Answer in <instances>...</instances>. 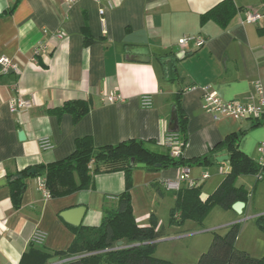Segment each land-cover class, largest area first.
I'll return each mask as SVG.
<instances>
[{
  "label": "crops",
  "instance_id": "1",
  "mask_svg": "<svg viewBox=\"0 0 264 264\" xmlns=\"http://www.w3.org/2000/svg\"><path fill=\"white\" fill-rule=\"evenodd\" d=\"M221 1L19 0L8 12L14 0H0V58L18 65L17 71L0 72V181L5 182L0 185V264H18L30 243L65 251L74 235L60 213L84 206L80 225L97 226L104 205L125 187L122 171L99 173L92 190L46 198L38 191L40 177L28 178L21 205L14 209L8 175L67 158L75 140L84 136H90L96 147L138 139L152 151H165L175 111L173 97L179 88L186 116L187 141L181 153L185 159L205 155L226 136L239 134V149L261 161L258 146L264 141V125H255L251 119H214L202 109L207 87L223 101L243 104L255 102L259 89L264 90V0H232L239 10L225 28L213 21L202 24L200 16ZM247 11L261 18L246 23ZM84 28L91 37L88 45L84 44ZM196 35L205 39L202 47L178 45L182 37ZM139 50L148 60H139L145 59L136 54ZM169 63L173 81L167 80ZM108 92L123 100L102 101V94ZM143 96L150 97V106H142ZM17 97L32 106L12 112L9 102ZM74 99L90 103L89 112L76 124L69 114L57 118L45 113ZM44 141L50 144L48 148L41 147ZM223 155L228 156L224 148L216 156ZM201 167L188 168V177L199 181L206 174L208 179V172L200 175ZM184 169L149 173L135 167L132 181L173 183ZM219 172H224L222 167ZM251 180L264 181L240 176L236 186L247 189ZM184 185L180 183L179 188ZM250 207L248 201L242 215ZM36 233L44 237L39 244Z\"/></svg>",
  "mask_w": 264,
  "mask_h": 264
},
{
  "label": "trees",
  "instance_id": "2",
  "mask_svg": "<svg viewBox=\"0 0 264 264\" xmlns=\"http://www.w3.org/2000/svg\"><path fill=\"white\" fill-rule=\"evenodd\" d=\"M14 0L8 12L16 7ZM239 10L232 0H223L200 16L201 23L215 22L225 28ZM84 44L91 42L87 29H83ZM182 88L173 97L179 131L176 133L180 150L187 141L186 116L181 108ZM90 110V103L84 99H74L62 105L45 110L46 114L60 118L71 115L73 123H78ZM256 123L255 125H259ZM240 135L230 134L207 154L194 159H185L181 154L172 156L165 151L155 152L147 147V142L138 139L121 141L114 145L96 147L90 136L77 138L74 151L67 158L50 164L26 167L6 177L10 190V200L14 209L21 205L25 180L43 178L49 198H60L80 190L94 189V177L99 173L122 171L125 177L124 190L111 198L115 202L111 209L103 207V217L97 226L70 227L74 238L65 251H49L30 243L18 264H48V260L58 257V264H264V256L256 258L236 248L238 225H230L222 235L214 234L208 249L201 254L196 263H174L154 257L157 242L167 237L165 226L157 227L153 221L148 226H140L135 221L131 206L132 170L138 163H144L150 172L162 168L207 166L216 161L218 150L225 149L228 154L229 172L214 192L201 198V185H184L176 190L165 186L166 181L151 182V187L159 196L171 195L174 206L169 211L168 228L178 227L185 220L200 223L209 210L218 205L232 209L236 202L247 204L249 192L243 186H236L240 176H255L264 179V163L256 162L239 149ZM217 162V161H216ZM256 223L264 231V214ZM122 241L121 246L117 242Z\"/></svg>",
  "mask_w": 264,
  "mask_h": 264
},
{
  "label": "rangeland",
  "instance_id": "3",
  "mask_svg": "<svg viewBox=\"0 0 264 264\" xmlns=\"http://www.w3.org/2000/svg\"><path fill=\"white\" fill-rule=\"evenodd\" d=\"M220 167L224 170L222 174L219 172ZM200 172L209 174L208 179L198 181L196 184V186L201 185V197L206 198L214 192L229 172V163L214 161L201 167ZM194 174L196 173L192 170L191 177H194ZM174 180L169 179L172 182ZM251 182L247 191L249 192L248 201L252 202V207L243 215H238L232 209L226 210L215 205L200 223L185 220L178 227L168 228L169 211L174 206L173 197L169 194L159 196L149 185L151 183H145L144 179L138 184H133L132 181V213L140 226H148L154 221L158 228L166 227L167 237L157 242L154 252V257L158 259L174 263H196L201 254L208 249L213 235L224 234L233 224L238 225L236 248L253 257L261 258L264 256V231L259 228L256 219L264 213V189L262 188L264 181L254 183V180H251ZM114 203V201L109 202L106 205L107 209H111Z\"/></svg>",
  "mask_w": 264,
  "mask_h": 264
},
{
  "label": "built area",
  "instance_id": "4",
  "mask_svg": "<svg viewBox=\"0 0 264 264\" xmlns=\"http://www.w3.org/2000/svg\"><path fill=\"white\" fill-rule=\"evenodd\" d=\"M261 18V15L254 12L247 11L245 13L244 22L246 23H256ZM189 43L194 44L197 48L202 47L205 44V39L199 35L196 36H186L178 40V45L187 46ZM38 54V49L34 51V55ZM18 65L8 58H0V72L7 73L10 71H17ZM102 101L106 103H116L121 102L123 99L120 95L108 92L102 94ZM141 104L144 107L150 106V97L143 96L141 98ZM32 103L30 101L24 100L20 97L11 99L9 102V108L12 112L17 111V109L30 108ZM202 109L213 116L214 119L217 116L228 117L233 120L251 119L256 123L264 125V90L259 89L258 99L255 102L250 103H240L236 101H223L216 94L210 91L207 87L204 89L202 96ZM180 142L178 137L174 133H168L166 135L164 146L169 149L172 156H179L181 154ZM50 144L48 141H44L41 145L42 148H48ZM258 151L262 155L260 163H264V141L258 146ZM207 178L204 174L201 176L199 181H203ZM197 180L190 179L188 177V168L179 175L178 180L171 183L166 182L165 186L167 188H179L180 183H184L189 187H194L197 184ZM38 191L41 192L46 198H49L48 192L44 185V179L40 178L38 183ZM43 235L41 233H36L34 235L35 241L39 244L43 241Z\"/></svg>",
  "mask_w": 264,
  "mask_h": 264
},
{
  "label": "water",
  "instance_id": "5",
  "mask_svg": "<svg viewBox=\"0 0 264 264\" xmlns=\"http://www.w3.org/2000/svg\"><path fill=\"white\" fill-rule=\"evenodd\" d=\"M136 54L140 55V56H145V59H143L144 57H139L140 61H146L148 60L147 54L144 51H137ZM167 80L173 81L175 80V76H174V72H173V68H172V64L169 63L167 65ZM179 131V127H178V120H177V115H176V111L173 112L172 114V118H171V124L168 127V133H178ZM18 136L20 138V140L23 139V133L19 132ZM228 160V156L223 155V156H219L216 157V161L217 162H222V161H227ZM145 164L144 163H138L136 164V167L138 168H145ZM4 181H0V185L4 184ZM245 207V203L243 202H236L232 205V210L237 213L238 215H242L243 213V209ZM86 208L84 206H77L71 209H67L63 212L60 213V217L62 218V220L73 226V227H77L80 225V221L81 218L83 216V214L85 213ZM122 242H117V246H121ZM61 261L58 259V257H53L51 259L48 260V264H58Z\"/></svg>",
  "mask_w": 264,
  "mask_h": 264
}]
</instances>
